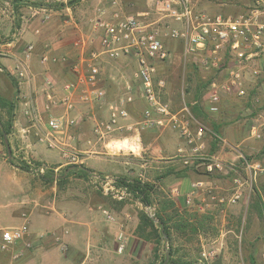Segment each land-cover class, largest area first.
Returning a JSON list of instances; mask_svg holds the SVG:
<instances>
[{"label":"built area","instance_id":"2783aa9c","mask_svg":"<svg viewBox=\"0 0 264 264\" xmlns=\"http://www.w3.org/2000/svg\"><path fill=\"white\" fill-rule=\"evenodd\" d=\"M158 2L161 15L156 20L148 21V14L121 15L118 11L111 12L107 18L95 19L93 34L87 42L81 43L73 65L74 79L65 82L60 94H57L53 81L45 77L42 83L43 110L39 108L35 97L28 96L24 101L23 114L36 130L38 142L57 151L66 166L82 164L74 134L80 122L75 114L76 103L104 104L105 116L96 119L92 125V133L97 140L110 145L125 130L135 128L138 136L145 128H168L184 142L186 149L179 151L183 152L181 161L185 167L201 168L206 174L213 175L236 172L235 167L240 165V169L248 175L250 189L257 175L264 172V160H251L241 151H236L237 165L232 161L226 166L215 153H206V135L224 147L237 149V146L231 145L221 134L212 132L195 117L185 102L178 110H172L161 98L165 81L157 79L156 75L158 64L169 62L174 56L165 40H178L182 44L183 63L188 62L203 72H214L207 82L206 112L218 113L224 94H233L251 103L259 102V97L252 91L258 89V79H264V0H246V4L234 14H210L196 10L188 0ZM0 13L12 20H28L39 16L40 21H46L50 18L49 8L37 3V0H0ZM5 44L9 46L10 41ZM33 49V44L27 43L21 58L12 68V73L20 81L31 78L27 63ZM121 57H128L136 64L133 76L138 81V94L147 105L135 123L130 121L127 109V103L133 100L132 87L128 84L123 95L108 101L105 91L98 86L102 79L103 63ZM40 60L47 63L63 61L64 58L44 54ZM250 82L254 84L252 91L246 89ZM262 133L264 120L249 129V136L255 139L260 138ZM124 148L134 153L133 145ZM46 169L40 165L32 170L42 175ZM90 183L95 190L115 202H137L141 205L139 191L131 188L129 181H123L116 174L91 173ZM203 186L202 181L193 183L194 188ZM240 195V192H236L230 201L235 202ZM103 213L113 220L108 211L103 209ZM149 216L153 218L154 214L150 211ZM22 217L20 225L0 230V252L7 256L8 264L20 261L34 243L28 228V217L26 214H22ZM43 236L38 235L37 238ZM124 249L125 243L121 241L117 252ZM261 259L264 261V252Z\"/></svg>","mask_w":264,"mask_h":264},{"label":"crops","instance_id":"0c3cea01","mask_svg":"<svg viewBox=\"0 0 264 264\" xmlns=\"http://www.w3.org/2000/svg\"><path fill=\"white\" fill-rule=\"evenodd\" d=\"M112 1L115 3L112 4ZM139 1H142V4L145 2L149 8L156 6L155 8L158 10L159 0H63L60 6L49 8L50 18L46 21H40L39 16L28 20L19 18L12 20L0 13V37L10 36L9 46L5 44L7 39L0 41L2 43L0 81H5L4 73L13 76L21 91L19 108L16 112L14 111L13 129L6 137L10 149L12 148L14 151L13 155L16 150L21 152L20 160L29 164L31 170L36 163L47 168L52 166L55 171L66 165L63 161L55 159L54 150L48 149L44 144L38 142L36 130L30 126V122L23 114L25 99L28 96L35 97L39 108L43 110V79L47 77L53 81L57 94H60L61 87L65 82L74 79L73 65L80 52L81 43L87 42L93 34L92 25L95 19L107 18L113 11H118L121 15L148 14L149 16V9L144 8V4L142 9L137 8ZM188 1L191 4V0ZM218 3L219 5L225 4L221 0ZM27 43H32L34 47L27 63L31 78L28 81H20L12 73V68L21 58ZM96 46L97 42L94 47L96 48ZM44 54L64 58V60L42 63L40 59ZM135 70L134 62L106 60L102 65V79L98 83V86L105 91L108 101L123 95L125 86L128 84L132 87L133 100L127 103V109L130 121L133 123L141 118L142 111L147 107L138 94V81L133 76ZM75 114L80 118L74 134L77 137L76 148L82 164L67 170L69 172L78 171L75 174L89 180L91 173L118 174L119 170L102 172L91 163V158H97V162H100L107 157L116 167L119 166V163L112 160L111 157L94 155L99 153L95 150L96 148L103 150L108 145L97 140L92 133L94 121L105 116L106 106L77 102ZM43 116L45 117V114ZM219 128L224 130V133L226 132L225 139L231 145L237 146V149L224 147L218 143L214 153L223 161L224 158L220 156L222 149H218L220 145V148H228L230 151L224 154L227 158L233 155L232 160H236V151H240L239 145H235L229 139L230 130L228 127L220 125ZM120 137L125 139L120 140L117 136L116 139L119 141L114 139L110 144L112 143L114 146L116 142V144L119 143V147L133 145L134 154L139 156L136 157V160L143 168V173L146 175L155 174L154 178L147 179L149 182L155 183L161 188L163 184L162 186L159 184L162 180L166 181L172 178L169 181L172 183L169 197L175 203L179 214L183 215L182 211L185 208L197 214L203 212L202 203L197 205L199 201L217 198L223 200L217 190L216 175L220 173L210 175L201 168L193 171L191 168L185 167L181 161L183 152L179 150H185L186 147L175 132L168 128H145L137 136L135 128H133L125 130ZM56 154L58 153L56 152ZM4 156L3 147L0 144V163L9 166L15 176V179L4 176L3 180L16 188L21 195L17 208L10 211V223L12 226L20 225V222H23L22 214H26L28 228L34 240L33 246L16 264H133L134 260H138L139 255L147 248V241L134 233L138 221L130 210L111 205L107 200L108 197L103 196L100 192L101 196L87 191L80 183H73L74 185L70 186V182L64 181L65 185L59 187L56 180H43L41 177L35 176L32 171L26 172L12 166L9 163L11 157L8 154L7 157ZM127 162L129 163V161L125 163ZM81 168L88 170L87 173H82L79 170ZM184 168L188 169L186 174L178 176L177 173ZM67 178L71 179V176ZM137 179L144 181L140 177ZM196 181H202L204 186L194 188L193 183ZM1 191L0 187V193H2ZM193 202H195L194 205ZM103 209L113 216V220L106 217ZM220 213H224V211L221 210ZM181 218L184 221L188 220L198 230V225L192 219L186 220L185 216ZM2 229L5 228H0V230ZM38 235L44 236L38 239ZM121 241L125 243V249L122 252H117V246ZM0 256L2 257L1 254ZM0 264H3L1 258Z\"/></svg>","mask_w":264,"mask_h":264},{"label":"rangeland","instance_id":"374dc122","mask_svg":"<svg viewBox=\"0 0 264 264\" xmlns=\"http://www.w3.org/2000/svg\"><path fill=\"white\" fill-rule=\"evenodd\" d=\"M62 1L63 0H38V3L53 9V7L60 6L63 3ZM212 1H210V3L209 0H191V5H193L196 10L206 11L210 14L215 12L234 14L246 4V0H221L225 3L223 5H219L218 1L220 0H214L215 2ZM143 4L145 5L144 8L149 9L150 12L148 21L150 19L156 20L160 17L161 14L155 8L156 6L150 7V9L145 2ZM143 4L142 1L137 2V8L142 9ZM9 37L10 36H2L0 37V41L8 40ZM165 43L171 49L174 56L169 62L158 64L156 77L157 79H163L165 81V86L161 92L162 100L166 102L172 110H178L184 102L189 106H192L195 102L199 103L207 117L206 119H200L203 124L210 127L209 120H213L219 122L222 127H228L230 130L229 139H231L235 145H239L238 149L245 156L251 160H264V155L261 153L264 147V133H262V136L258 139L249 136L250 127L252 125L258 126L264 120V79H258L257 82L259 83V87L256 91L255 89L253 91L251 90L254 85L252 82H250L246 88L247 90L252 91V93L257 94L259 102L251 103L250 101L238 98L233 94H224L220 103L219 112L215 114L208 113L206 112L205 104L207 84L205 85L203 83L211 79L212 76H214V72H203L190 65L188 62L183 63L181 55L182 44L180 41L165 40ZM122 60L128 61L129 63L133 62L128 57H121L114 62ZM4 74L5 76L3 78L5 81H0V91L6 98L15 102L14 111L16 112L19 108L18 102L20 100L19 97L21 91L18 88L17 80H15L13 76L6 73ZM2 82L3 84H1ZM197 96L198 98H196ZM0 112L2 113L1 119L4 122L6 120L5 111L1 109ZM12 129L13 128H11V130ZM220 134L224 138L226 137V132L224 133V130L222 129L220 130ZM119 138L122 140L120 136ZM205 138L207 142L205 152L210 153L212 149L211 137L206 135ZM0 140L2 141L1 135ZM1 141L0 144L3 147V153L5 154L4 157H7L5 146ZM120 147L121 150H118L119 143L116 144L115 142L114 146L111 143L108 145L107 149L103 148V150H100L96 148L95 150L99 151V153L94 154L95 156L111 157L112 160L119 163V168L111 163L107 157L106 159L103 158L104 161L100 160V162H97V158H91V163L94 164L93 166H95V168H99L102 172L119 170V173L116 174L119 177L128 179L131 177H140L144 182L153 185L156 195L155 201L149 207L150 209H147V206H144L141 199L140 205L137 202H114L107 198L111 205L115 207L119 206L120 209L125 208L130 210L136 216L138 221L137 215L139 210H144L148 216L150 211L155 214L157 208L162 205L164 199H171V197H169V189L171 188L172 183L169 181L172 178H169L166 181L165 179L162 180L161 184H159L161 186L163 184L161 188L157 184L155 185V183L149 182L147 179L154 178L155 174L151 173L146 175V173H143V168L140 167L139 161L136 160V157L139 156L130 152L128 148ZM218 149H222L220 151V156L226 159H223V161H226L224 162L226 163V166L229 165L231 161H233L234 165H237L236 160H232L233 155H230L229 158L224 155L225 153L230 152L228 148H220L219 145ZM11 151V159L13 162L19 163L21 152L16 150L15 155H13L14 151L12 148ZM56 152L57 151L54 152L55 159L62 161V157L59 156L60 154L58 152L59 155L56 154ZM126 161H129V163H125ZM38 166L40 165L34 164L32 169H36ZM239 166L240 165H237V167H235L237 168L236 172L227 171L216 175L218 183L217 190L219 191L218 195L223 197V200L217 198L214 200L208 199L203 202L199 201L197 205L202 203L204 210L198 214L188 211V209L185 208L182 211L183 215L179 214V212L171 215L169 225L174 224L180 219V217L185 216L186 220L192 219L196 222V225H198V230L196 232H193L189 227L184 231L176 230L174 227H171L169 241H166V238L162 239L155 235L151 236L147 240V248L138 257L140 260H134L133 264H161L162 261L166 259V252H168L169 256V249L172 258L180 259L185 262L184 264H248V255L250 251L255 254L256 260L259 264H264V261L261 259V254L264 252V172L257 175L249 189L248 175L244 173ZM65 167L55 171L52 166H50L46 171H53L55 178L68 173V176H71V179L67 178L65 181L70 182V186L74 185L73 183H80L87 191H92L101 196L99 191L95 190L88 178L75 174V172L77 173L78 171H66ZM12 172L13 171L10 170L9 166L0 163V187L2 188V193H0V228L12 226L9 220V217L11 216L10 211L17 208L18 202L21 198L19 191L3 180L4 176L15 179ZM32 173L35 176L40 177L35 170H32ZM76 178H79V180H76ZM244 180H246V182ZM8 181L11 183L10 180ZM66 182L57 183H59V187H62ZM254 188H257L261 194L262 215L259 214L257 210L251 209ZM236 192L241 193L240 199H237V202L232 203L230 199ZM194 204L195 202H193V205ZM186 207L190 208V206ZM221 210H223L224 213H220ZM166 213H172V210L167 209ZM0 254L2 255V257L0 256L2 263L8 264L7 256L1 252ZM203 254H205V256Z\"/></svg>","mask_w":264,"mask_h":264},{"label":"trees","instance_id":"16d2710c","mask_svg":"<svg viewBox=\"0 0 264 264\" xmlns=\"http://www.w3.org/2000/svg\"><path fill=\"white\" fill-rule=\"evenodd\" d=\"M208 81H206L203 84H207ZM198 98V96L196 97ZM197 100V99H195ZM3 109L5 111L6 120L3 122L1 119L2 113L0 112V135L2 139V143L5 146L4 143V135H8L10 133V130L13 125V119H14V109H15V102L11 99L6 98L3 94L0 93V110ZM191 111L195 115V117L200 120L201 118L206 119V115L203 112V109L199 103H194L192 106H190ZM210 129L215 134H220V124L216 121L209 120ZM218 142L215 139H211V151L210 153H214L215 149L217 148ZM6 147V146H5ZM11 150V149H10ZM261 153L264 155V147L261 151ZM12 154V151H11ZM253 160V159H252ZM9 163L19 168L23 171L30 172L32 171L30 168V165L27 164L25 161L20 160L19 163L13 162L12 159H9ZM39 165V163H36ZM70 167H77V166H66L65 170H67ZM193 171H196V169L191 168ZM82 173H87L88 170H84L83 168L79 169ZM188 169L184 168L181 169L177 173L178 176H183L186 174V171ZM90 171V170H89ZM68 176V173L65 175H61L60 177H54L53 171H46L44 174L40 175V177L43 180L52 181L56 180L57 182H64ZM123 181H129V186L133 189H137L140 193V199L144 206H151L154 202L155 198V190L153 189V185L148 182H142L141 180L137 178H124L122 177ZM59 184V183H58ZM253 202L251 203V209H255L258 211L259 214L262 215V200H261V194L257 188L253 189ZM170 209L172 210V213H166V210ZM177 209L175 208V203L171 199H164L162 201V205L157 208L156 213L154 214V217L151 218L147 215V213L144 210L138 211V223L135 227L134 233L141 239L147 241L151 236H157L158 238H166V241H169L170 239V231L171 227H174L176 230L184 231L186 228H191L193 232H196L197 229L191 225L188 221H184L181 217L178 221H176L174 224L169 225V222L171 221V215L173 213H176ZM180 259H174L172 258L171 251L169 249V256L168 261L166 264H184ZM161 264H164V260ZM248 264H259L256 260L255 254L250 251L248 255Z\"/></svg>","mask_w":264,"mask_h":264},{"label":"water","instance_id":"95a60500","mask_svg":"<svg viewBox=\"0 0 264 264\" xmlns=\"http://www.w3.org/2000/svg\"><path fill=\"white\" fill-rule=\"evenodd\" d=\"M4 143H5V146H6L7 154H8L9 157H11V150H10L6 135H4ZM71 168H73V167H71ZM167 260H168V252H166V259L164 260V264L167 263Z\"/></svg>","mask_w":264,"mask_h":264}]
</instances>
